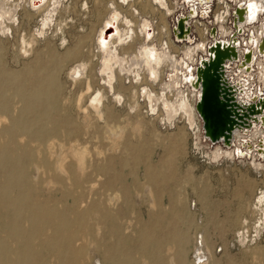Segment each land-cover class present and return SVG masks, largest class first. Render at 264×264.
<instances>
[{"label":"rangeland","instance_id":"rangeland-1","mask_svg":"<svg viewBox=\"0 0 264 264\" xmlns=\"http://www.w3.org/2000/svg\"><path fill=\"white\" fill-rule=\"evenodd\" d=\"M28 1L12 0L13 6L19 2L16 22L6 33L0 29V188L7 182L8 174L6 172L8 163L4 164L3 161L7 156L10 158L14 155L17 159L15 164L18 165H15L16 168L24 169L25 185L21 190L23 192L31 190L35 204L50 207L56 212L57 217L65 214L70 223L83 219V225L76 228L80 236L74 249L78 251L83 247L88 256L81 264H96L97 259L106 264L103 260L107 249L116 248L118 242L119 247L131 255L132 264H152L153 249L147 247L149 254H144L138 246L139 235L146 228H150L151 231L158 229L160 232L164 223L170 233L173 231L176 235L178 233L185 235L186 264H191L195 259L193 251L196 233L201 229L213 248L214 264H264V230L260 237L256 234V226L258 227L260 221L256 201L264 194V168L257 167L251 158L247 157L241 159L224 157L214 162L211 156L212 147L200 142L196 130L186 127L185 120L176 121V125L167 124L163 121L162 115H152L149 112L145 97L140 96L136 102L131 101V92L135 90L140 92L141 88L147 85L146 80L142 85L133 86L131 79L125 81V77L118 75L115 93H121L125 99L121 104L113 100V93L109 92L105 82L100 80L98 64L101 62L94 58L95 55H98L97 57L101 55L96 42L97 31L113 8L110 0H64L65 6L62 10H66L69 5L71 8L57 14L45 29L42 25L45 13L31 11ZM166 1L170 10L168 12H171V16L166 17V22L171 32L173 18L181 11L174 0ZM87 2L88 9L87 7L84 9L83 4ZM145 4H148L146 0L141 6L134 5L141 7L143 12L146 9ZM154 5L166 12L159 4ZM148 6L146 11L149 12L152 5ZM127 9L128 6L124 5L123 10ZM233 9L232 3L225 5L222 0H216L208 19L199 17L193 19L192 38L197 41L202 39L196 20H199L200 29L207 27L208 33L217 28V22H214L215 24L211 22L216 19L215 15L219 11H229L224 25L230 30ZM130 11L131 9L128 12ZM140 17L143 18L144 15ZM61 18L67 25L63 32H58L57 26L62 21ZM149 18L153 21L155 40L158 42L159 21L157 19L154 21L152 16ZM26 35L36 38L29 57L18 49L20 37ZM205 36L208 38L209 34L205 32ZM163 40L167 44L171 43L173 48L179 49L176 50V54L182 52L186 46L177 44L172 33ZM140 47L141 43L137 42L131 49L136 50ZM93 58L90 79L94 89L96 91L104 89L107 96L105 120H99L92 108L88 113L86 109L90 108L91 103L85 102L83 103L85 109L80 108L78 104L80 100L77 98L83 92V82L72 85L67 76L68 70L76 62L92 61ZM57 62L61 63L57 66ZM56 66L59 90L54 108L46 110L47 117H41L32 123V116H22L26 104L19 94L25 92V96L27 94L28 97L32 82L39 81L36 79L37 76L40 74L46 77ZM120 85H123L124 89H121ZM24 87L27 91L29 89L27 93ZM148 87L156 94L164 91L160 83ZM138 103L139 110L132 112L130 106ZM15 120L20 121L19 126L11 128ZM51 121L54 126L50 124ZM31 125L32 130L26 131L25 128ZM108 127L115 132L119 130L124 132V137L115 140L118 148H114L116 142L114 143L113 138L110 140L109 136L107 137ZM7 128L12 129V141L6 134ZM82 151L87 153L85 171L74 172L73 165L76 163L74 156ZM45 154L51 162L54 160L46 165L47 167L43 163ZM56 163L62 164L65 170L60 171L56 168L55 166H58ZM12 165L10 163V170L13 168ZM148 165L164 169L166 180L163 181L164 186L148 185L151 182L146 175ZM116 177L118 181L127 178L134 184L130 197L126 198L127 201L122 198L123 184L118 183L110 187L109 181ZM115 181L117 180L113 182ZM145 186L155 191L157 206L151 205V196ZM17 198L18 194L13 192L11 200ZM104 207L108 208V213L117 214L119 222L105 218L104 212L101 211ZM11 210L13 208L10 205L0 207V240L13 247L12 250L16 253L18 241L11 238L9 227L6 225L11 217ZM163 214L166 220L163 219L158 224L159 219L155 217ZM20 219L24 229L35 235L32 242L33 255L21 258L11 254L12 257L9 255L0 264H23L24 261L33 264H70V250H66V247L58 245L55 249L43 244L55 235L51 227L36 230L38 228L31 223L29 213L26 211L21 212ZM243 231L247 234L246 241H242L240 237L244 234ZM178 238L177 236V242L171 245L174 252L179 251ZM166 262L168 260H165Z\"/></svg>","mask_w":264,"mask_h":264},{"label":"bare ground","instance_id":"bare-ground-1","mask_svg":"<svg viewBox=\"0 0 264 264\" xmlns=\"http://www.w3.org/2000/svg\"><path fill=\"white\" fill-rule=\"evenodd\" d=\"M132 1L133 0H121L120 3L127 6ZM152 1L153 3L159 4L160 7L166 9V13H164L166 14L167 18L168 16H171V12H168L170 10L167 7L168 3L166 0ZM174 1L178 4L181 12L173 18L170 34H173L174 40L178 39L177 41H175L177 44H186L184 50L182 52H179V55V53H173L169 49L167 43L164 42L162 45H159V43L155 40L156 34L153 21L146 17H140L138 34L142 37L143 42L141 44V47L139 49H136V54L130 56L129 60H126L125 57L120 56L119 48L130 43V41L132 42L134 31H132L131 27H134V23H132L129 19H126V17H124L123 14L113 5L112 12L103 22L96 38V42L98 43V47L100 49V51H98L101 54L99 57L100 59L98 60V62H101L100 64H98L101 75L100 80L105 82L109 92L113 93V100L117 104L123 103L125 99L124 95H122L121 93H115V86L118 83V75H120L121 77H125L124 79H131L133 86L134 84L142 85L144 83V80H146L147 85L143 86V89L141 88L140 92L139 90L131 92V101L136 102L140 99V96L145 97L148 109H150L149 112H151L152 115H162L164 119L163 121L167 124L176 125V121L185 120L186 127L188 126L194 131L196 130L198 140L200 142L202 141L203 143H206L208 147H212L211 156L214 162L220 161L224 157L241 159L243 158L242 156L244 155L245 151L246 153H249L251 158L250 160H252L253 164H255L259 168H264V125L259 122L260 119L264 118V0H222L225 5H227V3L229 2L234 5L233 11H236L234 25L236 28H234L233 26L234 19H232V26L230 30L226 28L224 22L227 18V14H229V11H219L215 15L216 19L211 22L212 24H215L217 22V30L215 31L216 33L213 32L214 34H212L211 32L208 33L207 27L203 28L202 31V29H200L199 27V20H196V26L199 29L200 36L202 38L200 41L193 39L191 35H187V32H192V24L194 23L193 19H195L193 17L197 12H199V10H202L201 5H199L197 3L198 1L196 2V0ZM28 3L31 11L39 13L42 10L40 13H45L42 20L44 22L42 24L44 29L50 25L52 20L58 14L59 10L64 6V0H29ZM11 4H13L12 0H0V29L4 33L8 32L10 26L16 22V17L18 14L19 2L14 6ZM83 5L84 9H86V7L88 9L87 3ZM237 7H239L238 10H236ZM190 8L191 14H189ZM134 12L138 14V11H136V9H134ZM163 18L159 16L160 25L162 26V34L160 36L161 38L168 35L166 29L163 28V25H166V22ZM180 19H183L185 22L184 28L186 30V35L184 39H180L179 36L178 21ZM201 19H208L207 11L203 12V18ZM66 25L67 23L65 21H60L57 26V31L63 32ZM126 28H128L127 37L124 36V29ZM189 28L190 30H188ZM240 31L245 32L240 36L237 34V32ZM205 32H207V35L209 34L208 38H206ZM233 33H235L237 37H231ZM35 42V37H29L27 35L23 38L20 37L18 42L19 52H21L25 56L30 55V53L33 51ZM229 50L236 53V60L232 56L228 59V61H224L226 66L224 71L226 87L225 91L230 92L231 100L234 101L235 109L239 114L243 115L244 112H249L251 110V107L253 106L252 108L254 109V116H249V119L245 121L248 122L247 125L249 127H251L252 125L253 127L246 132H243L239 127L236 128L232 132L231 140L227 143L226 146L223 145V143L225 144V141L223 140V142L216 144L218 145L217 148H213V146L216 145H212L208 140L204 138L202 131V121L198 115L196 108L197 102L201 97V91L198 89V67L203 68L205 63L210 62L212 59H215L220 53H228ZM59 63L61 62H57L56 65L58 66ZM57 66L53 67L51 72L47 74L46 77H43L40 74L37 76L36 79H38L39 81H37L36 83L32 82V84L30 85V93L28 97L27 94L25 96V92L19 94V96L25 100L26 104L22 112V116H32V123L36 120H39L41 117H47L48 113H46V110L50 107L54 108L57 91L59 90L56 76ZM91 67L92 65H90L89 62L80 61L68 70L67 76L69 77L72 85H77L78 82H83V92L81 96H78L77 98L78 100H80V103H78L80 108L85 109V105L83 104L85 102L91 103L90 108L87 107L86 109L88 113L92 111V108L99 120H105L106 115L104 110L106 106L105 100H107V96L104 93V89H99L98 91L94 89L91 79L88 75ZM158 83L163 86L164 91H160L158 94H156L150 90V87H148V85L154 86ZM24 88L26 89V87ZM120 88L124 89V86L120 85ZM28 91L26 89V93ZM138 105L139 103L131 105V111H138ZM34 107L38 108L35 109ZM19 123L20 121L15 120L12 124V127H10L14 128L16 126H19ZM50 124L52 126L55 125L53 121H51ZM32 127L33 125L25 128V130L31 131ZM5 131L6 134L9 135L10 141H12V129L7 128L5 129ZM43 131L45 132L46 130ZM123 133L124 132L120 130L118 132H115L110 128L107 129V137L109 136L110 140L112 137L114 143L116 142L115 140H118V138H122L121 136H123ZM118 146L119 145L116 142L114 144V148H118ZM61 148L63 149V147ZM47 149H49V147ZM86 155V151H82L77 156H74L76 161V163L73 165V167L75 166L74 172L79 171L81 173H84L86 166ZM45 156L43 158V163L45 164V166L54 161L52 159L53 161L51 162L46 154ZM15 160L16 162H14ZM3 162L4 164L8 163V165L6 166V172L8 174L7 182L2 188H0V207L6 204L7 206L10 205V207L13 208V210L10 211L11 217L9 218V222L6 225H8L9 227L11 238H14L18 241V248L15 251L16 253H14V251L12 250L13 247H9L7 244L0 240V263L11 254H15L17 256H20L21 258L32 257L33 255L32 242H34L33 240L35 239V235L30 234L24 229L20 219L22 211H26L27 213H29L31 223L34 224L36 228H38L36 230H41L46 227H51L53 229L55 235L54 237H51V239H48V241L43 243L45 244V246H52V248L54 247L55 249L58 245H60V247H66V250H70V264H81L84 260H86L88 256L84 252L83 247H81L78 251L74 250L80 236L76 228L83 225V219L81 218L78 219V221H76L75 223H70L67 219L68 216L66 217L65 214H62L60 216L58 215L57 217L56 212L51 210L50 207H44L35 204L33 200V192L31 190H26V192H23L21 190L23 185H25V175L23 168H16V157L14 155L10 156V158L9 156H7L6 160ZM10 163L13 164V168H11V170ZM59 164H57L58 166L55 167L60 171H64L65 169L63 165ZM146 169V175L150 178L151 181L148 185H154L157 187H159V185L164 186L163 181H166L164 177V169H162L161 167H154L153 165H148ZM161 178L163 180H161ZM123 179H120V181H118L116 177L114 180L117 181H109V184L110 187H113L112 185L118 183H120V185L123 184L124 187L122 188V198L124 199V201H127L126 198L130 197L131 190L134 184L127 178L124 180ZM146 189L149 190V194L151 196V205L157 206V197L155 191L151 187H146ZM13 192H16L18 194V198L16 200H11V194ZM156 193H158L157 190ZM111 195L112 194H110V196ZM36 200L38 199L36 198ZM256 207L260 214V221L258 223L259 225L258 227L256 226V234L260 237L264 230V194H262L260 198L257 199ZM107 210L108 208H101V211L105 214V218H110L112 222H119V216L117 214L112 215V213H108ZM155 218L157 220L159 219V221H157L158 224H160L163 219L166 220L165 214H163L162 216H157ZM96 224L97 223H95V225ZM73 225H75V227H73ZM242 225H244L243 221ZM84 230H86V228ZM157 230L158 229H152L151 231L150 228H146L140 233L138 239V246L140 250L144 254H147V247H151L153 249V253H151V260L154 264H186L187 247L184 241L185 235L181 233H178L176 235V233H174L173 231L172 233H170L169 228L165 227V223L162 224L160 232ZM201 230L196 233L195 247L193 251L195 259L191 264H214L215 256L213 253V248L209 245L205 234H203ZM242 230L243 229H241V231ZM242 233H244V231ZM95 235L97 234L95 233ZM246 235V233L240 235L242 241H246ZM177 236L179 237V251L174 252V247L172 248L171 245L172 243L177 242ZM88 237L89 236H87L86 238ZM6 238L7 237H5V240ZM59 240H62V242L60 243ZM79 244L81 245L82 243ZM119 244L120 243L118 242V244L115 246L116 248L112 247L107 249L105 258L103 260L104 263L132 264L131 255L126 254L119 247ZM169 250L173 252L170 253L168 252ZM59 254L63 255L62 253ZM165 260H168V262L165 263ZM22 263L33 264L30 261H24ZM95 263L103 264L102 261L98 259Z\"/></svg>","mask_w":264,"mask_h":264},{"label":"water","instance_id":"water-1","mask_svg":"<svg viewBox=\"0 0 264 264\" xmlns=\"http://www.w3.org/2000/svg\"><path fill=\"white\" fill-rule=\"evenodd\" d=\"M196 2L201 5L202 10H199V12H197L193 18H203V12L205 11L208 12L209 17L215 0H196ZM238 9L239 7H237L236 10ZM235 12L236 11L232 12L234 28H236L234 25ZM189 14H191V8L189 10ZM184 27L185 22L183 19H180L178 21L180 39L185 38L186 30ZM188 30H190V28ZM216 30V28H213L211 33L214 34L213 32ZM244 32L245 31H240L237 32V34L241 36L244 34ZM235 33H233L231 37H237ZM187 35H192V32L188 31ZM177 40L178 39H176V41ZM232 56L236 60V53L229 50V52L226 54H218L215 59L205 63L203 68L198 67V89L201 91V97L197 102L196 108L202 121V131L204 138L212 145H216L217 143L223 142L224 140L225 144L223 143V145L226 146L231 140L232 132L236 128L239 127L243 132H246L253 127V125L249 127L247 125L248 122H245L249 119V116H254V109L252 108L253 106L249 112H244L243 115L239 114L235 109L234 101L231 100L230 92L225 91L226 87L224 71L226 66L224 61H228V59ZM259 122L264 125V118L260 119ZM242 157L250 158V155L244 151V155Z\"/></svg>","mask_w":264,"mask_h":264},{"label":"crops","instance_id":"crops-1","mask_svg":"<svg viewBox=\"0 0 264 264\" xmlns=\"http://www.w3.org/2000/svg\"><path fill=\"white\" fill-rule=\"evenodd\" d=\"M146 2L148 3L146 6H144L146 9L147 8H149V6L148 5H152V7H150V11L148 12V11H146V9L142 12V10H141V7H137V5L139 4L140 6L141 5H143L144 4V0H133L132 2H130L129 3V5H127L128 6V9L127 10H123V8H124V5H122L121 3H120V1L118 0H110V2L109 3H112L115 7H116V9L117 10H119L122 14H123V16L124 17H126V19H129L132 23H134V27H131V29H132V31H134V37H133V40H132V42H130V43H128V44H126V45H123L122 47H120L119 48V53H120V56H122V57H125L126 58V60H129V57L130 56H132V55H135L136 54V50H133V49H131V48H133V45L135 44V43H141L142 44V42H143V39H142V37L141 36H139V34H138V25H139V22H140V20H139V18H140V16L141 15H144V17H146V18H149V16H152L153 17V20L154 21H156V19L159 21V23H158V30H159V41H158V43H159V45L161 44H163L164 43V37H160L161 36V34H162V32H161V30H162V26L160 25V20H159V16L161 17V18H163L164 20H165V22H166V12L164 13L163 11H161L160 10V8H156L155 7V5H153L154 3H153V1L152 0H146ZM134 4H137V5H134ZM87 5H88V2H87ZM64 6H65V4H64ZM47 8V7H46ZM46 8H44V9H46ZM71 8V5H69V6H67V9H70ZM43 9V10H44ZM63 8H61L60 10H59V12H58V14H62V11H67V9L65 10H62ZM131 9V11L130 12H128L129 10ZM134 9H136V11H138V14H136L135 12H134ZM42 11V10H41ZM40 11V12H41ZM39 12V13H40ZM112 12V9H110V13ZM109 13V14H110ZM109 16V15H108ZM148 16V17H147ZM62 17V16H61ZM107 19V18H106ZM105 19V20H106ZM150 19V18H149ZM61 20H63V18H61ZM104 20V21H105ZM64 21V20H63ZM103 21V22H104ZM103 22H102V24H103ZM101 27H102V25H101ZM100 27V28H101ZM163 28H165L166 29V31L168 32V36H169V34H170V31H169V26H168V24H167V22H166V25H163ZM130 29V28H129ZM127 31H128V28H126V29H124V36L125 37H127L128 36V34H127ZM203 31V30H202ZM98 32H99V30L97 31V36H98ZM168 47H169V49L173 52V53H176V50H179V49H176V48H173L172 47V45H171V43H169L168 44ZM98 55H95V59L97 58V60H99V57H97ZM94 58L92 59V61H90V60H88L87 62H89L90 63V65H93V60H94ZM78 62H80V61H78ZM78 62H76V63H78ZM75 63V64H76ZM74 64V65H75ZM91 69H92V67H91ZM90 69V70H91ZM90 70H89V73H88V75H89V77H90ZM91 78V77H90ZM146 78V77H145ZM127 79H125V81H126ZM170 98H171V96H170Z\"/></svg>","mask_w":264,"mask_h":264}]
</instances>
